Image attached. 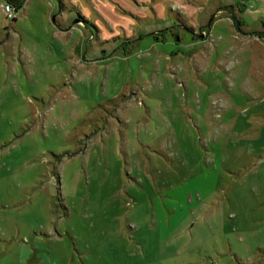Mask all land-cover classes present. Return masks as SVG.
I'll return each mask as SVG.
<instances>
[{
    "label": "rangeland",
    "instance_id": "rangeland-1",
    "mask_svg": "<svg viewBox=\"0 0 264 264\" xmlns=\"http://www.w3.org/2000/svg\"><path fill=\"white\" fill-rule=\"evenodd\" d=\"M254 262L264 0H0V264Z\"/></svg>",
    "mask_w": 264,
    "mask_h": 264
},
{
    "label": "built area",
    "instance_id": "built-area-1",
    "mask_svg": "<svg viewBox=\"0 0 264 264\" xmlns=\"http://www.w3.org/2000/svg\"><path fill=\"white\" fill-rule=\"evenodd\" d=\"M4 12L10 17L12 16L13 12H15V10L12 8L10 3H6L4 6Z\"/></svg>",
    "mask_w": 264,
    "mask_h": 264
},
{
    "label": "trees",
    "instance_id": "trees-1",
    "mask_svg": "<svg viewBox=\"0 0 264 264\" xmlns=\"http://www.w3.org/2000/svg\"><path fill=\"white\" fill-rule=\"evenodd\" d=\"M11 1V3L15 4V8H16V11L18 9H21L23 4H24V0H9V2ZM15 21V19L13 20V22Z\"/></svg>",
    "mask_w": 264,
    "mask_h": 264
},
{
    "label": "crops",
    "instance_id": "crops-1",
    "mask_svg": "<svg viewBox=\"0 0 264 264\" xmlns=\"http://www.w3.org/2000/svg\"><path fill=\"white\" fill-rule=\"evenodd\" d=\"M8 3V2H7ZM249 261H251V260H249ZM252 264H255V262L254 263H252Z\"/></svg>",
    "mask_w": 264,
    "mask_h": 264
}]
</instances>
